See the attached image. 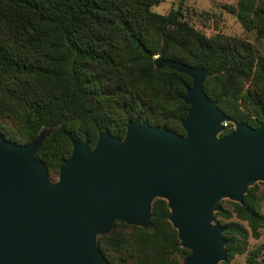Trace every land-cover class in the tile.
I'll return each mask as SVG.
<instances>
[{"label":"trees","instance_id":"16d2710c","mask_svg":"<svg viewBox=\"0 0 264 264\" xmlns=\"http://www.w3.org/2000/svg\"><path fill=\"white\" fill-rule=\"evenodd\" d=\"M159 3L0 0V135L26 145L51 130L35 158L52 182L72 156L73 140L89 142L91 149L103 132L124 140L127 124L136 119L186 135L182 123L190 105L183 97L193 80L158 68L157 56L207 72L204 92L230 118L221 136L233 131V123L253 128L263 123L260 49L240 38H208L186 19L182 4L160 15L152 11ZM229 9L264 40V0H239ZM1 120L13 122L18 134ZM262 185L249 188L243 204L222 205L214 214L225 228L228 259L221 264L246 253L251 238L263 236ZM170 213L166 200H154L150 229L117 222L98 238L100 252L110 264H180L190 251L182 247ZM262 250H250L245 264H264Z\"/></svg>","mask_w":264,"mask_h":264},{"label":"water","instance_id":"95a60500","mask_svg":"<svg viewBox=\"0 0 264 264\" xmlns=\"http://www.w3.org/2000/svg\"><path fill=\"white\" fill-rule=\"evenodd\" d=\"M156 64L193 80L185 136L136 119L124 140L103 132L93 149L73 140L52 182L35 158L49 132L26 145L0 135V264H110L96 236L117 221L151 227L156 199L168 202L187 264L227 261L214 214L223 199L243 204L249 186L264 182V121L221 136L230 118L206 96L207 72L162 57Z\"/></svg>","mask_w":264,"mask_h":264},{"label":"rangeland","instance_id":"374dc122","mask_svg":"<svg viewBox=\"0 0 264 264\" xmlns=\"http://www.w3.org/2000/svg\"><path fill=\"white\" fill-rule=\"evenodd\" d=\"M159 1L160 3L152 8L153 12L160 15H167L173 9L178 10L182 4L186 19L196 29H198L208 38H211L218 34L232 38H240L244 41L256 45L257 48L260 49L261 53L264 55V40H259L256 36L255 31L245 29L237 19V15L235 13L230 12L231 10L229 8L236 7L239 0H159ZM159 59H160L159 56L155 57L156 62ZM1 123H3L10 132L14 134H18V132H16L17 127L13 122L9 120H1ZM233 127L235 129L236 127L235 123H233ZM43 132L51 133V130H44ZM59 176H60V169H59ZM59 176L54 178L53 182L58 181ZM262 184H264V182H256L254 185L249 186V188L254 187L255 185H258V187L263 188ZM231 202L233 201H231L230 199H223L221 201V207L223 205V207L231 209L232 208ZM117 222H115V224ZM221 222L224 223L226 221H221ZM213 224H217V223L214 222ZM142 228L150 229L151 227H142ZM112 230L113 228L111 229L110 232H107L106 234H98L96 236L97 240L100 236L111 233ZM135 242H136L135 239L131 240L132 245H134ZM257 247H263L262 258L264 259V234L259 240H255L251 238L249 241L248 251L244 254H240L236 256V258L230 264H245L249 251ZM190 255H191V251H190ZM190 255L179 258L180 264H187V259L190 257ZM223 262L225 263L226 261ZM223 262H220L219 264Z\"/></svg>","mask_w":264,"mask_h":264},{"label":"built area","instance_id":"2783aa9c","mask_svg":"<svg viewBox=\"0 0 264 264\" xmlns=\"http://www.w3.org/2000/svg\"><path fill=\"white\" fill-rule=\"evenodd\" d=\"M224 125H225V127H226V128H228V127H229V126H228V122L224 123ZM231 129H233V130H234V127H232Z\"/></svg>","mask_w":264,"mask_h":264}]
</instances>
